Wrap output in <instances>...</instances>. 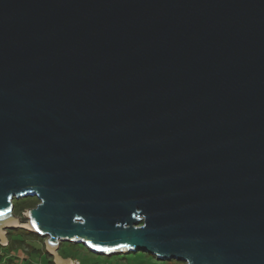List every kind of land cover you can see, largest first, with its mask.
<instances>
[{"label":"water","instance_id":"1","mask_svg":"<svg viewBox=\"0 0 264 264\" xmlns=\"http://www.w3.org/2000/svg\"><path fill=\"white\" fill-rule=\"evenodd\" d=\"M15 230L55 264L64 243L264 264V0H0L1 244Z\"/></svg>","mask_w":264,"mask_h":264},{"label":"rangeland","instance_id":"2","mask_svg":"<svg viewBox=\"0 0 264 264\" xmlns=\"http://www.w3.org/2000/svg\"><path fill=\"white\" fill-rule=\"evenodd\" d=\"M36 200V199H35ZM26 210L21 214H16L22 221L26 223ZM14 240L16 236L14 235ZM9 234L7 241L2 243L0 240V252L5 253L4 260L0 264H48L45 247L46 238H41L35 234L33 236H24V245L16 248L13 253L7 248L9 244ZM18 239H21L20 237ZM63 257H69L76 260L79 264H186L179 261H159L154 257L144 252L131 253L129 255H118L112 257L100 256L92 253L84 245L64 243L60 251Z\"/></svg>","mask_w":264,"mask_h":264},{"label":"trees","instance_id":"3","mask_svg":"<svg viewBox=\"0 0 264 264\" xmlns=\"http://www.w3.org/2000/svg\"><path fill=\"white\" fill-rule=\"evenodd\" d=\"M36 198H27V199H21V200H16L14 201V207H15V214H21L22 212H24L25 210L27 209H30V208H34L38 205L39 201L36 199ZM16 236V240H14V237L13 236ZM33 236L32 233H29L25 230H15V231H11L9 232V236H10V240H9V244L7 246V248L5 249H10V253H13L15 251L16 248H21L22 245H24L25 241H24V236ZM21 238V239H18V238ZM1 248V246H0ZM45 249V247H44ZM14 254V253H13ZM47 254V253H46ZM4 257H5V253H1L0 252V262L2 260H4ZM47 257V263L48 264H54L53 260H52V257L49 256L48 254L46 255ZM153 259H156L155 257Z\"/></svg>","mask_w":264,"mask_h":264},{"label":"snow or ice","instance_id":"4","mask_svg":"<svg viewBox=\"0 0 264 264\" xmlns=\"http://www.w3.org/2000/svg\"><path fill=\"white\" fill-rule=\"evenodd\" d=\"M93 247H95V245H93ZM119 247L120 248H128L129 245H120ZM103 251L108 252V251H112V249L105 248V249H103Z\"/></svg>","mask_w":264,"mask_h":264},{"label":"crops","instance_id":"5","mask_svg":"<svg viewBox=\"0 0 264 264\" xmlns=\"http://www.w3.org/2000/svg\"><path fill=\"white\" fill-rule=\"evenodd\" d=\"M62 250V246H61V248H60V251ZM46 251V250H45ZM59 251V252H60ZM60 255L62 256V254L60 253ZM62 258H64V259H68L69 257H63L62 256ZM70 260H71V263L70 264H72V262H75L76 260H74V259H71V258H69ZM52 260H53V262H54V259L52 258ZM55 264V263H54Z\"/></svg>","mask_w":264,"mask_h":264},{"label":"built area","instance_id":"6","mask_svg":"<svg viewBox=\"0 0 264 264\" xmlns=\"http://www.w3.org/2000/svg\"><path fill=\"white\" fill-rule=\"evenodd\" d=\"M72 264H79V262L75 261V262H72Z\"/></svg>","mask_w":264,"mask_h":264}]
</instances>
